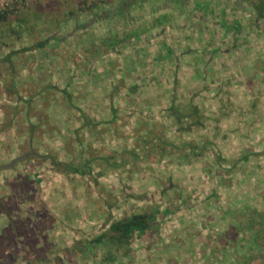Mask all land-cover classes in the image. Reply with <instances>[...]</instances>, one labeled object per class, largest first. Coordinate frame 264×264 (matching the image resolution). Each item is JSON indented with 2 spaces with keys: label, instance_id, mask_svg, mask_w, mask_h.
<instances>
[{
  "label": "rangeland",
  "instance_id": "1",
  "mask_svg": "<svg viewBox=\"0 0 264 264\" xmlns=\"http://www.w3.org/2000/svg\"><path fill=\"white\" fill-rule=\"evenodd\" d=\"M4 12L0 166L35 153L0 169V264H264V19L246 0H0ZM24 48L17 95L6 57ZM174 103L202 122L181 130ZM81 110L100 123L81 129ZM90 157V174L60 171ZM152 205L130 256L77 247Z\"/></svg>",
  "mask_w": 264,
  "mask_h": 264
},
{
  "label": "trees",
  "instance_id": "2",
  "mask_svg": "<svg viewBox=\"0 0 264 264\" xmlns=\"http://www.w3.org/2000/svg\"><path fill=\"white\" fill-rule=\"evenodd\" d=\"M247 3H249V6L251 7L252 11L256 14V20L264 19V0H246ZM39 18L38 11H34L32 13H29L24 18H21L19 22L24 21H31L36 20ZM0 20L1 22L8 21L7 18V12H4L3 14H0ZM61 24H59L60 26ZM13 26V25H12ZM242 21L239 19H236L234 21L233 28L236 33L240 32L242 29ZM50 27V26H49ZM9 28V27H7ZM13 27H10L9 32H14L15 29H12ZM35 33V32H34ZM46 44V40H40L37 43L38 47H43ZM25 50H29L28 48L20 49V50H12L10 51L9 55H7L6 59L11 65V67L7 70V80L9 79L11 88L15 91L17 95H19V89L18 86L21 84V81L23 79L17 78V68L15 67V64L12 61L13 55L22 52ZM131 89L138 88V85L134 84L129 86ZM118 89V84H116L113 87V94ZM66 95L72 103V94L68 93L67 91ZM19 97H22L21 95ZM31 98L27 99L28 103H31ZM31 105V104H30ZM74 106V105H73ZM80 110V108H79ZM170 111L172 114L175 115L177 123L181 126V130H190L191 126L194 124H200L201 116L200 112L201 110L197 105H186L183 106L181 104L174 103L171 105ZM82 114V124L80 125L81 129L89 128L90 126H97L100 122L97 121L94 117H91L88 115L85 111L81 110ZM195 117L194 120H192L191 123H189L188 119ZM185 122H188L187 125H185ZM153 140H158L162 144L168 146L169 143L163 141V139H160L158 137H151ZM149 139V140H151ZM207 143H205L202 147H196L195 145L187 143L184 146L190 147L191 150H193L196 154H202L206 148ZM178 147V146H176ZM179 148V147H178ZM129 154L136 155L133 151H128ZM249 157V154L244 155L242 158L247 159ZM123 158V157H122ZM218 160L223 161L222 156H218ZM94 158L90 157L86 159L83 162H76L75 160L70 161L68 163L62 164V168L60 171H62L65 174H79V175H85L90 174L92 172L91 163L93 162ZM108 167L120 169L121 166L124 164V159H115L112 157L110 159L109 157H105L103 159ZM107 169L102 170L100 173L103 175L106 172ZM112 205L108 203V208L111 209ZM169 209H166L165 212H168ZM161 212L160 206L158 205H152L150 209H144V210H138L133 211L131 214H128L124 217H121L116 220H112L109 223L108 228L104 233L96 236L94 239H84L78 241V248L81 250V245H84V255L90 256L95 254V250L101 246L105 249L104 251V262L107 263H114L118 261L121 257H128L130 256V253L132 251L131 244L133 243L134 239L136 237H142L144 234H146L148 231L154 230L155 228V222L158 219V214ZM112 213L109 210V219H111Z\"/></svg>",
  "mask_w": 264,
  "mask_h": 264
},
{
  "label": "water",
  "instance_id": "3",
  "mask_svg": "<svg viewBox=\"0 0 264 264\" xmlns=\"http://www.w3.org/2000/svg\"><path fill=\"white\" fill-rule=\"evenodd\" d=\"M34 153H35V152H29V153H26V154H23V155H19V156L13 158V159L10 161V163H8V164H6V165H1V166H0V169H6V168H9V167H11L16 161L21 160V159H24V158H26V157H28V156H30V155H33Z\"/></svg>",
  "mask_w": 264,
  "mask_h": 264
}]
</instances>
